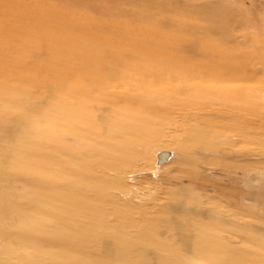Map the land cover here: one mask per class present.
<instances>
[{
  "label": "rangeland",
  "instance_id": "rangeland-1",
  "mask_svg": "<svg viewBox=\"0 0 264 264\" xmlns=\"http://www.w3.org/2000/svg\"><path fill=\"white\" fill-rule=\"evenodd\" d=\"M14 1L17 3V19L0 16V37L7 39L17 37V51L37 52V54H44L46 51H93L109 55L124 52L128 58L125 63L114 61L113 64L106 63V66L141 67L138 68L139 73L144 69L143 67H159L174 71L181 68L195 71L198 68L206 69L210 75L216 69H221L228 76L226 82L217 85L224 88V96L208 93L207 97L197 96L200 98L196 101L189 100L183 94L178 95L180 91L178 84L164 87L163 91H166V94L161 95L162 102H155L152 98L146 99L145 94L142 95L140 91L142 87L139 84L127 87L132 100L125 99V101L133 111H136L135 113L139 114V117L149 120L148 128L153 120H157L158 124L163 121L165 126H161L164 137L162 141L167 144L165 146L155 144L150 151L133 145V149L137 148L133 152L139 153L141 157L135 161L134 166H130V169L120 174L122 183L120 190L125 188V181L130 188L127 190H130L126 194L127 198L114 190H111L113 192L111 198H106L90 188L100 180L107 181V177L103 178V174L108 176L115 170L116 165L119 164L118 152L111 151L106 155L107 157H103L100 152L86 151L79 159L65 155L68 161H71L70 164L79 165V168L77 167L79 171L65 169L68 178L62 183L65 190H61V193L75 188L76 197L71 200L72 202L61 198L57 205L62 209L59 211L61 214L70 217V220L74 219L77 223L74 224L76 228L68 227L64 230L74 234L84 229L82 223L88 226L102 224L103 235L100 236L107 237L109 241L119 240L123 244L125 241L120 240V235L124 232L134 233L138 228L146 226H157L154 229L159 232L168 230L169 234H175L176 225H180L177 221H182L180 218L185 217L188 220L196 216L190 213L180 214L169 204L188 202L186 205L189 208L198 207L206 211L205 222L209 217L223 218L226 226L225 224L221 226L219 235L232 238V246L235 242H241L232 247L234 253L224 251L230 253L224 256L218 254L220 249L217 242L210 238L211 232L195 231L193 239L189 241L198 247L201 243L200 246L207 250L206 252L203 250L201 257L199 256L203 260L201 264H209L208 253H214L215 250L217 254L214 253L213 257L216 260H223L220 264L239 262V264H264V240H262L264 230L256 229L264 228V204L260 203L262 196L261 198L258 196L264 191L262 189L264 182L260 184L262 188L258 187L259 178L264 174V0H219L214 15L208 18L198 15L193 10H186L183 5H176L170 0ZM9 2V0H0V7ZM201 2L202 0L197 3ZM83 42L95 46H62L67 43ZM45 44L56 46L46 47ZM113 58L117 57L113 55ZM58 68L61 70L66 67ZM50 74L57 75L58 72L53 71ZM42 85V88L34 90L35 98L43 91L46 92L47 84L43 82ZM237 88L240 92L231 95ZM164 98H168V101ZM193 101L194 104L191 103ZM150 106H156L157 109L161 107L168 112L174 110V114L167 121L168 116L163 111L166 119L161 120L158 117L160 113L150 109ZM194 106L208 110L210 114L200 115L192 121L190 119L194 116L191 118L184 116L183 120L181 114H185ZM213 112L224 116L213 117ZM228 135L236 137L232 144L230 142V148L239 150V160L215 157L216 153L227 151H224L217 139ZM240 135L244 136L240 138ZM111 140L114 142L113 139ZM177 147L176 158L173 156L168 160L167 157L158 165V157L161 154L167 156ZM159 150L161 152L156 154ZM148 151L152 153L151 157H154L152 163L147 160L149 157L145 156L149 155ZM142 155L145 156L144 160L141 159ZM180 156H184L183 159ZM254 157L256 159H253ZM121 160L122 158L119 159ZM96 172L99 174L97 177H95ZM245 172L251 174L247 175L248 173ZM12 173L17 177V173ZM256 175L259 177L257 178ZM82 177L88 179L85 182L87 191L83 190V186L75 187ZM245 183H249V189L251 185L253 186L252 191H255V195L250 190L251 199L242 204L240 195L247 193L249 195V189L246 187L248 185H244ZM12 184L14 190H17L15 189L17 181ZM30 188L24 189L27 191ZM260 189L262 191H259ZM147 195L151 196L141 200ZM255 200L258 204H255ZM111 201L126 206V211H116ZM211 212L222 215H210ZM196 218L199 220L198 217ZM201 232L205 233V238ZM173 237L169 241L164 238L160 241L167 261L176 259L177 255H172L173 253H183V249L178 245L181 242ZM64 246L70 247V245ZM194 248L193 246L189 250L195 251ZM176 260L184 263V260L178 258ZM216 260L211 264H217Z\"/></svg>",
  "mask_w": 264,
  "mask_h": 264
},
{
  "label": "bare ground",
  "instance_id": "bare-ground-1",
  "mask_svg": "<svg viewBox=\"0 0 264 264\" xmlns=\"http://www.w3.org/2000/svg\"><path fill=\"white\" fill-rule=\"evenodd\" d=\"M9 1L8 4L0 7V16H11L17 19V3L14 0ZM170 1L176 5H183L186 10H193L204 18L213 16L215 6L219 3V0H202L201 3H197L201 0ZM45 46L56 45L45 44ZM62 46L87 47L95 45L83 42L67 43ZM113 55L117 58L114 59ZM127 59L124 52L109 55L93 51H46L44 54L17 51V37L10 39L0 37V156H2L0 162V264L7 262L10 264H182L176 260L177 258L184 260L183 264H201L203 260L200 258V254L203 250L205 252L207 250L200 246L201 243H199V247L202 249H199L195 243L190 242L194 232L200 230L211 232L210 238L217 242L220 255L230 254L224 251L234 253L232 247L235 244H241V242H235L232 246V238L219 235L221 226H224L226 222L223 218L209 217L205 222L206 211L195 206V208H189L186 205L188 202L183 204L178 201V203L169 205H172L176 212L190 213L198 217L199 220L196 217L188 220L185 217L180 218L182 221H177L180 225H176L177 228L174 227L177 230L175 234H169L168 230L163 233L159 232L154 229L157 226H146L138 228L134 233L124 232L123 235H120V240L125 241L123 244L119 240L109 241L107 237L100 236L103 235L101 234L102 224L88 226L82 223L84 229H80L74 234L64 230L68 227L76 228L74 224L77 223L74 219L70 220V217L67 218L61 214L59 211L62 209H59L57 205L61 198L71 201L76 197L75 188L61 193V190H65L62 183H65L68 178L65 169L79 171V165L70 164L71 161H68L65 155L79 159L84 156L86 151L100 152L101 155H104L103 157L111 151L118 152L119 164L116 165L115 170L108 176L103 172V178L107 177V181L100 180L90 188L106 198H111V194H113L111 190L119 192L118 194L125 197L130 188L127 186L128 182L125 181V188L120 190L122 185L120 174L130 169V166H134L135 161L141 157L139 153L133 151L139 146L150 151L155 144H162V146L167 144L162 141L164 137L161 126H165L163 121L158 124L157 120H153L148 128L149 120L139 117V114L135 113L136 111H133L129 103L125 101V99L132 100V95L127 87L141 85L142 95L145 94L146 99L152 98L155 102L163 101L161 95L166 94L163 89L166 86H172L169 84H178L180 88L178 95L183 94L189 100L196 101L200 97H207L208 93L219 97L224 96V88L217 86L226 82V78H228L224 70L215 68L216 71L210 75L206 69L196 67L195 71L182 68L174 71L159 67H143V72L139 73L138 68L141 67L106 66V63L113 64L114 61L125 63ZM99 63L100 65H98ZM58 67L66 68L60 70ZM49 70H53L54 73L58 72V74L51 75L50 72L53 71ZM195 72L197 73L195 74ZM43 82L47 84L48 88H46V92L43 91L39 97L35 98L34 90L42 88ZM236 92H240L239 88L235 89L231 95ZM164 99L168 101V98ZM195 101L191 103L194 104ZM156 106H150V109L157 110L161 120L168 118V121L174 114V110L168 112L161 107L157 109ZM192 108L185 114H181L182 119L184 116L190 118L194 116L190 119L192 121L193 118L196 119L200 115L208 116L210 114L208 110H202L196 106ZM163 111L168 117L165 118ZM213 114V117L224 116L217 115L215 112ZM128 124L131 125L128 126ZM243 136L240 135V138ZM235 138L228 135L217 139L219 145L224 151H227L216 153L215 157L239 160V150L230 148V142L232 144L236 140ZM133 145L137 148L133 149ZM177 149L178 147L167 156L161 154L158 157V165L167 157L169 160L175 156ZM149 151V155L145 156H148L147 160L152 163L154 157H151L152 153ZM160 152L159 150L156 154ZM145 156L142 155L141 159L144 160ZM121 158L122 160L119 161ZM12 172L17 173V177ZM250 172L245 173L249 175ZM97 174L96 172L95 177ZM82 175L84 176V174ZM100 176L102 177L101 173ZM80 179L75 187L83 186V190L87 191L85 182L88 179L86 177ZM16 181L15 189L17 190H14L12 183H16ZM259 181L258 187L262 188L263 186L260 184L264 182V174L261 175ZM244 185H248L246 187L249 189V183ZM25 187L31 188L25 191ZM252 187L251 185V189L248 191L249 195L248 193L240 195L242 204L251 199L250 190L252 191ZM253 192L255 195V191ZM262 193L258 196L259 198L262 196L263 199L261 198L262 201L260 199V203L264 204V193ZM148 196L151 195L144 196L141 200ZM255 199L258 201V197ZM256 200L255 204H258ZM111 204L118 212L126 211V206L118 202L111 201ZM214 214L222 215L218 212L210 213V215ZM208 222L216 224H207ZM59 228L62 229L59 230ZM256 229L264 230L263 227ZM173 236L176 241L181 242L178 245L183 249V253H173L172 255H177L176 259L167 261L164 258L166 255L163 253L165 251L161 248L160 241L163 238L168 241L172 240ZM262 236V240H264V235ZM63 245H70V247H63ZM193 246L195 251H190L189 248L192 249ZM194 253L196 254L193 255ZM214 253H208L209 264L216 260L213 257ZM231 257L233 258V256ZM221 262L223 260H216L217 264Z\"/></svg>",
  "mask_w": 264,
  "mask_h": 264
}]
</instances>
